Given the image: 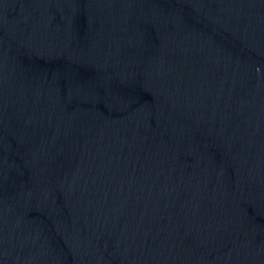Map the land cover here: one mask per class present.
Instances as JSON below:
<instances>
[{
    "label": "water",
    "instance_id": "1",
    "mask_svg": "<svg viewBox=\"0 0 264 264\" xmlns=\"http://www.w3.org/2000/svg\"><path fill=\"white\" fill-rule=\"evenodd\" d=\"M0 264H264V0H0Z\"/></svg>",
    "mask_w": 264,
    "mask_h": 264
}]
</instances>
